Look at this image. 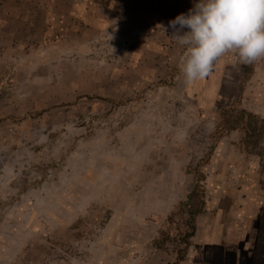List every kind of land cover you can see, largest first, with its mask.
Returning <instances> with one entry per match:
<instances>
[{
  "label": "rangeland",
  "instance_id": "obj_1",
  "mask_svg": "<svg viewBox=\"0 0 264 264\" xmlns=\"http://www.w3.org/2000/svg\"><path fill=\"white\" fill-rule=\"evenodd\" d=\"M193 2L147 0L164 14ZM156 14L145 32L156 29ZM56 25L54 42L20 38L17 51L0 55V264H90L93 257L109 264L107 243L121 254L131 225L114 219V207L131 190L114 169H124L138 133L152 145L140 178L175 181L181 193L153 242L163 262L173 263L189 230L187 211L221 201L236 213L243 196L264 201V114L238 106L240 76L228 80L227 99L210 111L194 107L183 77L172 90V74L149 82L146 76L142 90L113 96L109 89L123 76L106 71L116 64L121 70L124 53L139 50L138 39L113 34L105 21L102 32ZM159 29L158 48L173 50L169 32ZM129 79L139 84L137 74ZM135 249L141 264H161L153 246Z\"/></svg>",
  "mask_w": 264,
  "mask_h": 264
},
{
  "label": "crops",
  "instance_id": "obj_2",
  "mask_svg": "<svg viewBox=\"0 0 264 264\" xmlns=\"http://www.w3.org/2000/svg\"><path fill=\"white\" fill-rule=\"evenodd\" d=\"M155 7L148 6L147 0H0V55L17 51L20 38L32 40L36 36L41 44L54 42L51 40V31L57 28L56 23L58 27H65L71 23L72 27L82 29L90 27L102 32L100 27L105 21L113 25L111 28L113 34L117 32L123 36L127 35L129 42L138 39L140 45L138 51L124 53L121 70L117 69L120 68L117 64L109 65L107 76L112 78L117 75L123 76L121 83L114 84L109 89L113 90V96L126 91L138 92L150 79L157 76L168 78V74H172L169 84L173 90V84L182 78L179 58L184 48L171 35V29L167 24L163 26L172 37L174 41L172 45L175 47L172 46L171 51H167L168 48L159 49L157 45L161 32L159 28L162 25L161 21L165 20L167 23L179 13H187L189 9L180 8L175 14L174 10L166 8V11L171 12L164 14L163 10ZM103 8H106L105 13L102 12ZM157 12L164 15L157 16ZM155 14L156 19L152 22L156 29L147 33L143 27L146 26L147 19L154 17ZM153 43L156 46L151 47ZM133 74L139 76L138 85L128 80ZM146 76L150 78L143 82ZM233 76H240L238 81L241 87L240 89L237 87L235 94V99L240 97L238 106L264 114V58L243 64L232 53H225L214 62L213 69L207 77L194 82H184V86L189 97H192L194 107L210 111L223 105L227 99L223 94L224 86ZM169 84L164 82V85ZM156 98L158 99L155 96ZM133 133L137 134L136 131ZM146 138L142 133H138V139L130 143L124 169H114V176L122 179L124 187L128 185L131 190L129 194H123L116 200L114 219L129 220L131 228L127 230L129 236L123 243L121 254L116 252L110 243L105 245L106 260H110L109 264H141L138 257L132 254L134 252L132 249L137 250L135 247L141 244H146L147 247L151 245L153 249H157L161 264L175 262L176 256L173 263L163 262L161 258L165 255L164 252L153 245V242L164 228L172 209L179 202L181 193L175 181L140 178V167L152 148V145L149 147L144 141ZM136 173L138 175L133 177ZM237 203L241 207L236 213H230L219 201L215 207L208 203L212 209L206 207L196 214L195 231L190 238L189 249L177 261L178 264H264V201L253 196H243ZM115 254L117 257L113 259ZM166 255L172 257L168 253ZM97 260L98 258L93 257L90 264H102L100 261L97 263Z\"/></svg>",
  "mask_w": 264,
  "mask_h": 264
},
{
  "label": "clouds",
  "instance_id": "obj_3",
  "mask_svg": "<svg viewBox=\"0 0 264 264\" xmlns=\"http://www.w3.org/2000/svg\"><path fill=\"white\" fill-rule=\"evenodd\" d=\"M167 27L184 48L179 69L185 82L207 77L225 53L243 64L264 58V0H194Z\"/></svg>",
  "mask_w": 264,
  "mask_h": 264
},
{
  "label": "trees",
  "instance_id": "obj_4",
  "mask_svg": "<svg viewBox=\"0 0 264 264\" xmlns=\"http://www.w3.org/2000/svg\"><path fill=\"white\" fill-rule=\"evenodd\" d=\"M239 100V97H238ZM209 153L205 155L204 163L208 162L209 159ZM183 202H180V205H182ZM201 212V208L195 209V210H189L187 211L188 218L186 219V226L189 228L188 231H185L182 234V238L178 241V246L175 249V262H177L182 256H184L190 246V238L194 234L195 231V216L197 213ZM158 249H161L160 246L156 243L155 245Z\"/></svg>",
  "mask_w": 264,
  "mask_h": 264
}]
</instances>
